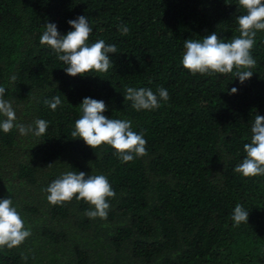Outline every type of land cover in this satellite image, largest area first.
I'll return each mask as SVG.
<instances>
[{
	"label": "trees",
	"instance_id": "obj_1",
	"mask_svg": "<svg viewBox=\"0 0 264 264\" xmlns=\"http://www.w3.org/2000/svg\"><path fill=\"white\" fill-rule=\"evenodd\" d=\"M243 14L238 0H0L4 99L15 124H49L40 137L0 130V200L11 198L31 231L20 246L0 247V264H264V176L234 172L255 115L264 116V30L243 83L232 73L192 75L180 63L185 40L215 32L228 42ZM81 15L93 28L89 44L117 47L107 73L69 76L40 44L46 23L65 35ZM127 87H162L169 100L136 111ZM55 96L62 103L53 111L44 100ZM85 97L103 100L108 118L131 120L148 154L122 163L110 146L73 138ZM66 171L106 176L116 193L106 219L88 218L93 206L83 200L47 201L46 188ZM237 204L248 223L234 226Z\"/></svg>",
	"mask_w": 264,
	"mask_h": 264
},
{
	"label": "clouds",
	"instance_id": "obj_2",
	"mask_svg": "<svg viewBox=\"0 0 264 264\" xmlns=\"http://www.w3.org/2000/svg\"><path fill=\"white\" fill-rule=\"evenodd\" d=\"M238 5L246 12L236 17L239 26L238 37L225 42L214 32L201 40L184 41L180 63L192 75L215 76L232 73L241 83L253 75L251 69L257 62L251 50L255 46L257 32L264 30V0H238ZM68 24L73 30L61 35L55 23H46L45 31L40 36V44L54 51L57 59L66 65L64 71L69 76H86L91 72L107 73L113 67L109 54H116L117 47L114 44H106L103 39L89 44L93 28L86 16L81 15L69 20ZM120 31L126 35L129 29L124 26ZM12 80H15V76ZM5 90L0 86V116L5 117L0 120V130L8 133L16 127L21 135L31 133L36 137L43 136L49 127L48 122L43 119L35 120V127L14 123L16 113L12 103L4 99ZM236 92L237 89L232 88L229 94ZM124 98L131 101L134 110L150 111L159 108L161 100L167 102L169 94L162 87L158 88L156 93L149 88L127 87ZM61 103L60 96L44 100V104L53 111ZM79 109L81 115L75 121L71 132L73 138L82 139L92 149L105 144L110 146L122 163L148 154L143 134L133 131L131 120L105 116L103 113L107 106L103 100L85 97ZM250 131L251 141L244 144L246 156L234 168V172L244 178L264 176V116L255 115ZM46 192L47 201L52 205H62L73 198L90 204L93 207L85 212L90 219H106L110 209L108 200L116 195L105 175H86L76 171L63 173L49 184ZM12 205L11 198L0 200V247L8 249L20 246L31 235V231L25 228L17 208ZM232 220L234 226L248 223V211L237 204L233 209Z\"/></svg>",
	"mask_w": 264,
	"mask_h": 264
}]
</instances>
